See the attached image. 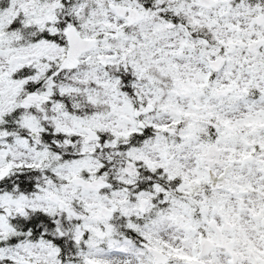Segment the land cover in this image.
I'll return each mask as SVG.
<instances>
[{"label": "snow or ice", "instance_id": "snow-or-ice-1", "mask_svg": "<svg viewBox=\"0 0 264 264\" xmlns=\"http://www.w3.org/2000/svg\"><path fill=\"white\" fill-rule=\"evenodd\" d=\"M0 264H264V0H0Z\"/></svg>", "mask_w": 264, "mask_h": 264}]
</instances>
